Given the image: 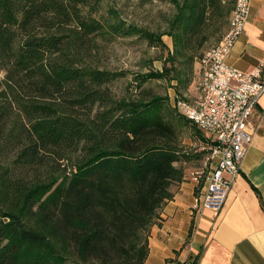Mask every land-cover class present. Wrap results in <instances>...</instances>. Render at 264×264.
I'll return each mask as SVG.
<instances>
[{
	"label": "trees",
	"instance_id": "obj_1",
	"mask_svg": "<svg viewBox=\"0 0 264 264\" xmlns=\"http://www.w3.org/2000/svg\"><path fill=\"white\" fill-rule=\"evenodd\" d=\"M173 1L171 29L152 33L107 22L102 0H0V264L145 263L191 154L162 97L115 95L125 74L101 65L99 38L137 34L167 49L171 36L181 81L179 59L199 62L205 31L228 22L233 2Z\"/></svg>",
	"mask_w": 264,
	"mask_h": 264
},
{
	"label": "crops",
	"instance_id": "obj_2",
	"mask_svg": "<svg viewBox=\"0 0 264 264\" xmlns=\"http://www.w3.org/2000/svg\"><path fill=\"white\" fill-rule=\"evenodd\" d=\"M261 60L264 0H252L243 33L226 62L249 72ZM251 126L255 130L253 142L222 210L216 214L195 208L199 186L191 175L202 170H185L183 181L172 187V199L150 229L144 264H264V94L252 113ZM204 163L206 172L213 167ZM192 229V244H188Z\"/></svg>",
	"mask_w": 264,
	"mask_h": 264
},
{
	"label": "built area",
	"instance_id": "obj_3",
	"mask_svg": "<svg viewBox=\"0 0 264 264\" xmlns=\"http://www.w3.org/2000/svg\"><path fill=\"white\" fill-rule=\"evenodd\" d=\"M233 2L238 27L210 52V70L206 83L196 81L197 98L205 104V112L192 110L191 106L172 97L171 103L179 112L191 118V123L206 138L201 145L205 162L212 164L209 171L191 175L199 186L196 209H209L219 213L231 191L234 177L251 146L255 130L251 126L252 113L264 94V60L249 72L240 71L227 64L226 59L237 38L243 33L252 0ZM199 66L202 62L199 60ZM207 176V183H200ZM193 229L188 239L192 244Z\"/></svg>",
	"mask_w": 264,
	"mask_h": 264
},
{
	"label": "rangeland",
	"instance_id": "obj_4",
	"mask_svg": "<svg viewBox=\"0 0 264 264\" xmlns=\"http://www.w3.org/2000/svg\"><path fill=\"white\" fill-rule=\"evenodd\" d=\"M177 1L181 3L182 0ZM110 10L116 11L117 18L109 14ZM100 14L107 22L115 23L120 19L128 24L148 29L152 33H162L171 29V22L177 14V6L173 0H102ZM228 22L223 25L222 20H219L208 27L204 33L206 41L202 51L206 52L218 44L228 29ZM99 41L102 45L101 65L109 70L125 74L111 84L115 95L134 98L154 95L162 97L164 106L167 108L165 114L176 122L182 144L191 154L190 160L182 163V166L185 170L201 168L198 171H206L204 167L206 155L201 150L202 142L199 141L195 130L186 123L181 117L182 114L180 113V116L171 103L173 96L186 101L195 99V84L200 75V66L196 69V63H190L185 58L179 59L181 65L179 64L180 69L177 74H181V81L178 78L172 80L171 78L176 77V74L168 61L170 60L168 51H173V38L169 35L162 37L167 49L149 45L137 34L127 36L117 34L99 38ZM165 67L169 69L167 76L160 79H147L137 88L135 80L139 78L138 76L162 72ZM198 154L202 158H197ZM206 178L207 176H200V183H205Z\"/></svg>",
	"mask_w": 264,
	"mask_h": 264
},
{
	"label": "bare ground",
	"instance_id": "obj_5",
	"mask_svg": "<svg viewBox=\"0 0 264 264\" xmlns=\"http://www.w3.org/2000/svg\"><path fill=\"white\" fill-rule=\"evenodd\" d=\"M225 1H227V0H223V2H225ZM228 23H229L228 29L223 34L221 41H223V37H227V35L230 34V31H233V27H238V20H235L234 8H233V10L229 16V22ZM210 52H216V45L214 47H212L211 49H209L208 51H206L200 59V62H202V65L200 66V75H199V78L197 80L199 83H206V79H208V77H209ZM176 99L178 101H182L183 104H185L187 106H191L192 110H196L197 112H205V104H204V102H201L199 100V98H197V93H196L195 99L193 101L181 100V99H178L177 97H176ZM174 108L176 109V107H174ZM177 111L179 114L181 113L182 116H184L187 120H189L191 122V118L188 117L186 114H184V112H179V110H177ZM206 183H207V178H206Z\"/></svg>",
	"mask_w": 264,
	"mask_h": 264
}]
</instances>
